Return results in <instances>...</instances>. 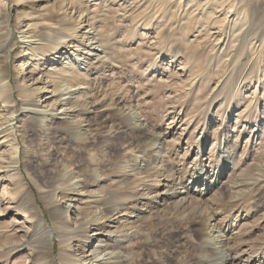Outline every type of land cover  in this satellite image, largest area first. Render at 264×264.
<instances>
[{"label":"rangeland","instance_id":"rangeland-1","mask_svg":"<svg viewBox=\"0 0 264 264\" xmlns=\"http://www.w3.org/2000/svg\"><path fill=\"white\" fill-rule=\"evenodd\" d=\"M70 1L83 12L91 44L102 52L84 57L82 81L65 78L52 56L40 68L23 64L22 2L0 0V47L7 44L2 49L9 51L7 60L0 51V69L5 67L11 87L10 103L0 97V127L7 129L0 136V264H83L92 250L116 254L99 264H219L222 256L207 228L221 237L230 263L264 264V100L257 83L264 43L253 57L246 45L243 51L230 48L222 0ZM247 1L258 6L249 36L264 41V0ZM41 75V108L58 96L54 89L75 94L66 106L70 118L57 116L54 124L35 127L20 112L25 95L18 80L24 79L25 88ZM253 96L260 102L251 111ZM129 110L155 137L120 119L118 111ZM77 125L87 143L71 137ZM12 133L20 183L5 173ZM160 147L163 170L154 173L149 164ZM136 158L145 160L134 163ZM64 168L76 170L85 184L73 202L78 218L70 213L67 222L76 228L85 216L103 212L96 236L95 226L84 233L57 230L51 201L42 195L58 186ZM136 171L139 177H133ZM191 179L195 184L188 191ZM175 191L183 193L162 197ZM118 211L133 217L125 220Z\"/></svg>","mask_w":264,"mask_h":264},{"label":"bare ground","instance_id":"bare-ground-1","mask_svg":"<svg viewBox=\"0 0 264 264\" xmlns=\"http://www.w3.org/2000/svg\"><path fill=\"white\" fill-rule=\"evenodd\" d=\"M19 1L22 2L21 9L24 12L23 16L25 19H27V21L25 22L26 23L25 30L21 32L20 34L21 44H22V49H23L22 51L25 53V55H27L25 56L23 60V64L25 63L31 64L33 68H36V67L40 68V63L43 62L44 59H46L47 57L52 56V59H53L51 61L52 65L58 64L59 66H61L60 71L64 72L65 78H69L70 76H73V78H77V80L79 79L81 81L82 79L86 78V75L84 72L85 67H86L85 66L86 61L84 60V57L89 54H94V53H96L95 56H98L101 52V49L99 45L97 47L96 45L91 44L92 41L94 40V36L91 33L90 24H88L85 21L84 16L81 14L83 12L80 11L81 13H78L75 10L76 5L70 0H55L51 4H50L51 0H13V2H16V3H19ZM223 4L226 7V11L224 12V17H223V20H224L223 23L225 24L223 32H225V36H226L225 39H228V44L230 48L231 49L236 48V51H243L246 45V47L248 46L249 53L251 52L250 54L247 53V56L253 57V55L256 53L255 51L259 50L263 46V43H264L262 39L252 40L251 36H249L250 32L255 27L256 21L254 20V14L256 13L258 6H256L255 4L249 3L247 0L245 2L244 0H222V5ZM31 8H34L35 11H31ZM54 9H57V10H54ZM48 10H50L51 13L54 16H56V18L58 19L57 23H54L49 19L48 14L46 12ZM19 23H22V21H19ZM85 24L87 26H84ZM86 28L89 30H87ZM2 30H1V25H0V36H1ZM91 45L93 47H91ZM7 46L8 45L6 44V46L0 47V51H3L2 48L6 49ZM82 51H83V57L79 55V53ZM2 54L5 60L9 58L8 49L4 50ZM56 55L57 57L58 55H60L59 58H56ZM85 59L88 60V58H85ZM59 60L60 62H58ZM257 67H258L257 83L261 84L262 99L264 100V65L257 66ZM42 74L45 75V73L43 72ZM43 75H41V77L38 76L32 82L31 85L25 88L23 87L25 84L24 79L21 78L18 80L19 85H20L18 86V90L20 91V93L25 95V100L23 101L20 112L22 113L23 116H28L31 120L30 121L31 124L35 127H40L41 125H44V123L54 124L55 117L57 116H60L63 119L68 118V117L70 118V115L67 114L68 113L67 109L69 108H66V106L70 102L71 97L75 94V93L70 92L69 90L70 88L68 89L63 88V90H59V91L54 89V91H52L51 94L53 95L55 92H57L58 94L57 97L60 98V100L56 99L57 98L56 97L51 101V103L46 108H41L40 102H39L40 96L44 97L45 95V94L41 95V92L46 89L42 81ZM51 76L53 75L47 74V78H50ZM235 79H236L235 77H232L231 83L235 82L236 81ZM79 84H82V83H79ZM237 91L239 93L241 92L239 91L238 87H237ZM10 92H11V87H10L9 81L6 79L5 67H2L0 69V97H3L2 104H7L11 102ZM230 93H231L230 94V99H231V97L235 95V90L233 87L230 90ZM62 97L64 98L63 100H61ZM253 99L255 100L253 106H252V101H251L250 106L247 107V109L251 111L256 109L258 102H260L258 101V99L255 98V96H253L252 100ZM58 106L60 108V112L58 114H55V108H57ZM1 108L2 107H1V102H0V109ZM12 115H15L14 111ZM118 116L120 117V119L126 122L128 126H130L131 129L133 130L143 129L147 133L152 134L151 131L150 132L148 131L145 123L137 116V114L134 111L132 112L131 110H129L125 113L118 111ZM245 119H248V117L246 118L245 116ZM50 128H51L50 126L45 127L44 133L48 134ZM6 132H7L6 128L5 129L1 128L0 136H3V138H5ZM71 134H72L71 137H74V139L78 141L79 143H87V138L85 137V134H83L80 131V128L78 127V125L71 129ZM11 137H12V140H11L12 159H11V165H10L11 168L7 170L5 173L7 174L10 172L11 173L10 177H12L10 179L12 181L19 180L18 183H20V174H19V169H18L19 168L18 167L19 146H18V142H17V138L15 134L12 133ZM153 137L155 136L153 135ZM152 144L150 143L149 145H147L143 151L147 149L148 150L151 149ZM162 155H163V150L160 147L157 149L156 155L153 156L149 164L151 166L149 167L148 170L154 171V173L155 172L158 173V172H161V170H163L162 169L163 164L161 160ZM197 157H200V154H197ZM144 160L145 159L143 158H136L133 160V162L139 163V162H143ZM165 169L166 168H164V170ZM62 172H63V175L61 176V179L58 182V186L55 187L53 192H51L50 194L45 193L46 195H42L43 199L51 201V204L49 206L52 210L53 220H56L57 224H59L57 228L58 231L64 232L66 230L68 231L69 229H71L75 233H84L86 229L89 228L90 226L96 227L98 224H100V222H102L105 217L103 216V212H95L94 214L85 216L80 221L75 222L76 228H74V226L71 227L69 225L67 220L69 219L70 213H73L75 215V220H77L78 218L79 212H77V210L74 208L73 202H75L79 197L83 195L82 190L85 184L80 179V176L76 170H73V169L68 170L64 168ZM222 173H218V175L214 176V180L216 182L219 181L217 177L221 176ZM140 175L141 174L136 171L133 177H139ZM94 178L96 181L98 179V175H95ZM193 180L194 179L190 180L191 182L188 186L189 187L188 191L195 184V181ZM98 183L99 182L96 181L94 182V185H98ZM17 188H18L19 193L21 191L23 192L22 190L23 184H19ZM166 193L167 192H165L163 194L164 196H162L164 199L177 198L178 196L182 195L183 192L175 191L174 193L171 192L170 195ZM13 195L15 196L16 193L14 192ZM62 201L64 202L63 205L60 204V202ZM2 212L3 211L1 210L0 213L4 214V212L3 213ZM131 213L132 212L130 211H127V212L118 211L116 214L119 215V217H122L126 220L127 218L133 217V215L131 217H128V215H130ZM91 224H94V225H91ZM97 231H99V229L97 227L94 228V232L96 233L93 235L95 236L98 235ZM207 231L209 232V235H210L209 236L210 244L215 246V249L218 250L217 252H219L220 255L222 256V259H221L222 261L219 264H232L230 262H232L233 259L231 257H228L226 255L227 253H225V251L222 250L224 247V244L221 241V237L217 234L214 228H212L211 230L207 228ZM95 251L96 250L91 251V254L89 256L94 254L92 255L93 257L91 259H86V261L83 264H99V262H101L104 258L106 257L109 258V256H111L112 258L113 256L116 255L114 252H111V255H110L109 253L101 254L102 251H99V250L96 252Z\"/></svg>","mask_w":264,"mask_h":264}]
</instances>
